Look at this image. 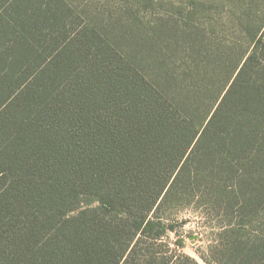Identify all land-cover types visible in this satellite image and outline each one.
Returning a JSON list of instances; mask_svg holds the SVG:
<instances>
[{"label": "trees", "instance_id": "obj_1", "mask_svg": "<svg viewBox=\"0 0 264 264\" xmlns=\"http://www.w3.org/2000/svg\"><path fill=\"white\" fill-rule=\"evenodd\" d=\"M260 1H227L241 36L203 33L201 2L124 40L0 0V264H200L166 215L194 203L237 220L207 263L264 264Z\"/></svg>", "mask_w": 264, "mask_h": 264}, {"label": "rangeland", "instance_id": "obj_2", "mask_svg": "<svg viewBox=\"0 0 264 264\" xmlns=\"http://www.w3.org/2000/svg\"><path fill=\"white\" fill-rule=\"evenodd\" d=\"M84 21L96 26L103 34L123 35L128 40L130 35L159 34L157 31L161 23L180 18L178 6H192L204 2L202 12L195 16L200 22L201 31L205 34H225L229 39L241 36V22L233 14L231 0H68ZM233 1V0H232ZM249 0H240L245 4ZM252 12L258 16H264V0L260 5H254ZM183 22L179 24L180 29ZM214 31V32H213ZM153 37V36H152ZM192 205H183L174 210H167L166 215L173 216L174 231H170L169 240L176 245L177 240L184 241L183 251L195 258L200 264L207 263L201 255L209 259L218 258L215 249L218 240L221 239L220 231L231 222H237L236 217L224 209H204ZM202 209V211H201ZM253 221L247 229L253 234L258 223Z\"/></svg>", "mask_w": 264, "mask_h": 264}]
</instances>
